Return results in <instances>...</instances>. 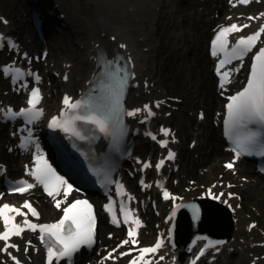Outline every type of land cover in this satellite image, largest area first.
Returning a JSON list of instances; mask_svg holds the SVG:
<instances>
[{
    "label": "snow or ice",
    "instance_id": "snow-or-ice-1",
    "mask_svg": "<svg viewBox=\"0 0 264 264\" xmlns=\"http://www.w3.org/2000/svg\"><path fill=\"white\" fill-rule=\"evenodd\" d=\"M242 4L249 3V0H239ZM264 15V14H262ZM249 19H254L249 17ZM7 23L6 21H3ZM248 27V25L238 26L233 23L230 26L223 27L217 33L212 41V55L216 56L219 53L225 54V59L219 61L217 66V73L221 75L220 87L225 86V79L230 78L231 71H223L221 69L225 65L230 64L232 60H243V57L247 55L256 46L259 38L264 34V26H261L258 31L247 36H241L236 40L235 44L232 46L231 50L228 49V35L231 33L242 31L243 28ZM15 47V45H13ZM123 47V46H121ZM115 61H109V66ZM9 69H5L8 71ZM19 73V69L16 70ZM127 73V69H124ZM118 79H116L115 85L112 91L109 93L108 97L105 98L104 102V112L103 115H72L66 118L53 117L50 122V127L61 128L64 132H71L74 136L80 139L84 137L80 135L79 131L76 130L75 122L77 120L85 121L90 123L101 133L108 135H119L122 134V129H120V124L122 123V116H137L138 113L144 111L147 115L145 119L154 115L151 110L150 105H144L143 108H136L133 110H124L122 97L124 93L125 86L129 79V74L120 75L116 73ZM39 80V76L36 77ZM40 90L39 88H33L31 90L30 98L27 101L29 107L20 109L19 113H13L11 108L6 111L9 115H20L28 116L34 119L40 112L37 110L36 105L39 103ZM64 105L67 106L71 113H75L77 110L81 109L84 105L82 101L72 102L68 96L64 97ZM159 106V103L156 105ZM227 118L225 119L226 128L231 133L232 129L238 125H247L250 123H260L264 124V47H260L253 57V62L251 64L250 73L247 79L246 86L239 92L228 97V103L226 105ZM63 116V113H62ZM161 131L168 135L169 130L162 128ZM150 135V133H149ZM155 139V136L152 137ZM255 134H249L245 137L240 138L237 141L236 148L234 149L236 156L244 154L249 151L248 145L254 142ZM161 146H166L167 141H161ZM261 154L264 155V146H261ZM174 153L171 151L168 154V159L174 158ZM164 164L161 160L157 163L156 167L159 169ZM150 165L145 164V167ZM228 168L233 167V163L226 165ZM30 175L35 178V180L43 186L44 191L50 197L59 196L61 191H63V196L65 200L70 195L72 190V185L69 184L62 176L58 175L52 166L45 160L42 156L36 157V164L34 170L30 172ZM20 185L13 189L14 192H26L33 188L32 183L27 181H20ZM143 183V182H142ZM122 187V186H121ZM213 199H219L220 196L224 195L220 193L219 195H213L211 189L208 193ZM164 198L169 199L170 194L167 190L164 191ZM229 196L233 195L231 193ZM62 201L57 199L55 206L59 209L61 207ZM28 209V212L32 216L38 217L39 213L35 208L32 207L31 203L25 201L22 206ZM107 210L113 213V223H119L116 218L114 208L111 205L105 206ZM192 212L195 217H199L200 210L197 206L192 205ZM120 211L123 214L124 223L130 222V210L126 209L123 204H121ZM15 215H12V214ZM28 213H25L21 208L15 207L10 204H3L0 206V220L3 221V231H0V241H4L5 244L0 251L8 253L10 248H17L15 243H7L11 237H19L25 231V229L31 231L39 230L41 241L47 243V261L48 264H53V261H59L61 259H70L74 253H76L82 245H91L94 242L95 237V214L93 212V206L87 200L76 199L67 207L63 208V216L55 223L37 224L32 223L27 219ZM175 215V212H173ZM16 216L24 217L22 223L16 222ZM131 223L135 224L136 227L141 226V222L138 218H132ZM137 235L134 228H130L128 231V236L132 238V243L135 244V236ZM30 243V242H29ZM128 240L122 241V244H128ZM163 246V241L158 240L154 246L145 247L139 249L141 261H144L146 254H154ZM27 250V249H25ZM126 253H122L124 255ZM204 254V250H201L200 255ZM110 258V257H109ZM11 259L15 264H21V262L15 257L11 256ZM162 260L163 257H160ZM130 264H137L134 259ZM195 264V262H193Z\"/></svg>",
    "mask_w": 264,
    "mask_h": 264
},
{
    "label": "bare ground",
    "instance_id": "bare-ground-1",
    "mask_svg": "<svg viewBox=\"0 0 264 264\" xmlns=\"http://www.w3.org/2000/svg\"><path fill=\"white\" fill-rule=\"evenodd\" d=\"M106 2L108 4L103 3L102 0H100V1L80 0V4H82L83 9H85L87 11V15L88 16H92L94 14V10L92 8L93 5L98 6L97 9L105 7L107 9H109L110 13L111 12H114V13H111L109 15H103L102 17H104L105 19H108L110 22H113L114 20H116L117 17L119 19H123L124 20V21L119 20V24H120V26H121V28L123 30L122 34H124L125 31H128L129 33L132 32V34H134V35L143 34L144 39H149V37H147L145 35L144 31L146 30V28L143 26V24H144L143 19H145V17L147 15H145L144 13H142L140 11L135 10V6L134 5H136V4H134L131 0H107ZM219 2L221 3V5H223L221 1H219ZM116 8L119 9L118 12L120 10H124V9L125 10L131 9L132 11L135 10V12H130L129 14H126L124 17L116 16V13H115V9ZM193 9H195V7ZM23 11H25L27 13L28 17L32 18V15L29 12V10L23 9ZM147 12H150L152 14V11H150V10H147ZM98 15H102V14H98ZM135 18H138V21H136ZM76 20L79 21L80 23H82L84 26L90 27V26L93 25V22L97 21L98 19L96 17H93V19H88L86 21H83L84 19L83 20H79V18L76 16ZM198 20L200 21V18ZM104 26H106L104 31H107L108 29H110L112 27V25L110 23H108L107 25L106 24H102V23H96V24L93 25V30L96 29V28L102 29ZM48 35L50 37H52L51 34L48 33ZM90 36H91V33L85 34L83 40L86 41V42H90V38H89ZM200 36L198 34L197 40H199L198 42L203 43L204 42V37H205V32L201 33ZM172 38H173V36H171V39ZM101 39H104V37H102ZM81 43H84V42L82 41ZM152 45L154 46V44H152ZM40 46H41V44H40ZM89 46L90 45H87L86 43H84V46L79 51L80 54L82 55V57H81V59H79V63L78 64H76V65L74 64L75 65L74 68H77V71L80 70L81 68H84L86 71L87 70L89 71V62H85V58H86V56L88 54V51L90 49ZM153 46H150V47H153ZM131 47L134 50V52L136 54V57L137 58H141V68H140V70L147 69V67H153L154 62H155L156 66H160V64L157 62L158 58H157L156 55H152V58H153L154 62L152 61L151 58H149L150 61H147L145 59L147 54L150 52L148 50L150 47L145 49V51L141 50L140 49V44L138 43V40L136 38L132 39ZM176 49L177 48L174 46L171 49V52H173V51L175 52ZM40 50H42V48H40ZM67 51L70 52V53H74V52H71L70 50H67ZM200 51L201 50H200L199 47H197L195 49V54H196L195 61H193L190 64L189 68H188L189 79H192V80L193 79L194 80L195 79H199L200 80L199 86H198V88H196V90L198 91V94H199V98H200V100L199 99L196 100L197 106L199 104L204 105V104H207V102H209V101L213 102V101L217 100V96L213 92H211L210 87L207 88L204 85V81L206 79H210L211 78V74L206 70L207 66H206L205 62H207V57L204 54H199ZM79 73L81 74L82 72L80 71ZM146 73H149V71H146ZM82 80H84V79H82ZM144 90H147V88H145L143 86L137 87L135 89L136 93L139 92V94L142 95L143 97H153V96H155L153 91H152L153 89H151L150 93H148V92H146ZM182 92L186 96V100H188L189 96H190V90L183 89ZM122 135H124V134H122ZM138 145H139L140 149L145 147V144L142 141H141V143L138 142ZM136 148H137V146H136ZM216 152H218V147L217 146H213L212 153L215 154ZM205 153H206V151L200 152L199 156H197V161L198 160L200 161L204 157ZM211 157H213V156L210 155L209 158H211ZM212 162H213V160H212ZM256 164L258 165V168H259L261 174L264 175V168H263L264 165L261 162H257ZM169 167H171L170 164L168 165V168ZM211 167H212V165H211ZM217 173H218L219 176H221V178L225 182H230L231 181V177H229L228 175L222 176L220 170H217ZM8 174H10V173L8 172ZM114 180L115 179H113V182H114ZM155 193H157V192H153L151 194H155ZM151 194L149 195V198L151 197ZM45 207L46 206H44V208ZM186 230H187V228L185 226H180L179 231H178V237H181ZM180 250H181V247H178L177 251H180Z\"/></svg>",
    "mask_w": 264,
    "mask_h": 264
},
{
    "label": "rangeland",
    "instance_id": "rangeland-1",
    "mask_svg": "<svg viewBox=\"0 0 264 264\" xmlns=\"http://www.w3.org/2000/svg\"><path fill=\"white\" fill-rule=\"evenodd\" d=\"M60 1H62V3L65 2V5L67 7L68 6L72 7L75 1H80V0H60ZM95 1H100V0H95ZM102 1H103V3L108 4L106 2L107 0H102ZM131 1L138 6L139 3H141V2H146L148 5H150L151 2H155V1H165L166 2L167 0H131ZM7 3H8L7 0H0V6H4ZM172 7H173V5H172ZM93 9H94V5H93ZM148 9L152 10V9H150V7H147L146 9L139 8V9H137V11H140V12L144 13L145 15H147L145 18L152 21L151 29L154 30V28H156V27L153 26V23L156 24L157 19L159 17H162L163 15H160L157 11H156L157 13L152 12V14H151L150 12L146 11ZM118 10H119L118 8L115 9L116 14L118 13ZM95 12L109 14V13H107V12H109V9H107L105 7L99 8ZM111 13H114V12H111ZM178 13H179V11L175 12V14H178ZM190 23H191L190 20H187L186 22H184V24H190ZM158 27L159 28L157 29V31L156 32L154 31L151 34V40L153 42H155L157 45V49L153 53H154V55L158 56L157 61L160 64V70H161V73H159V75H158V80L160 79L164 85L168 86L170 89V92L175 93V94H182L185 98L184 103L187 107L195 108L197 106L196 99L200 100L198 91L195 89V88H198L200 80L199 79H195V80L189 79L188 68H189L190 64L193 61H195L196 54L194 53V49L198 46V43H200V42H198L199 40H197V36H198V34L200 36L201 33L205 32V28H204L205 26H203V25L198 26V24H195L194 28L196 31L195 30L187 31L183 35V38L173 36V41L171 39V32L169 30H167L166 28L164 29L162 27V25H159ZM176 30H178V29H176ZM65 38H66V36H64V35L61 36L62 40H65ZM183 39L186 40V44L183 47L178 48V51L176 53L171 52V49L174 46L176 48L179 47L178 46L179 42ZM206 39H207V37L205 36V41H206ZM61 49H62V46H61ZM159 49H161V52H157ZM56 52L58 54H60L59 58L68 57L67 55H65L64 50H60V47H58V45H56ZM199 54H203V52L200 51ZM177 56H178L179 60H176ZM160 80H159V82H160ZM213 84L214 83H212V84L210 83V79H206L204 81L205 87H207V88L210 87L211 92H213L215 94V92L213 91ZM183 89L190 90V96H189L188 100H186V97H185L184 93L182 92ZM212 106H213V104L211 105V107ZM208 149H209V147H204L203 151L207 152ZM216 154H217V152H216ZM206 164L209 165V167H210L209 171H211V172H217V170H219V165L216 164L215 161L213 163V162H210L208 160V162L205 161V163L202 165H206ZM211 165H212V167H211Z\"/></svg>",
    "mask_w": 264,
    "mask_h": 264
}]
</instances>
